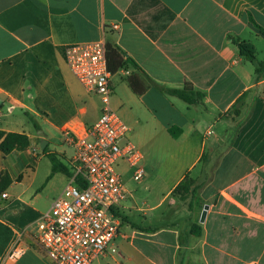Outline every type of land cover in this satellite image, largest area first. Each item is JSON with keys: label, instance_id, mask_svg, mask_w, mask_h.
Returning <instances> with one entry per match:
<instances>
[{"label": "crops", "instance_id": "0c3cea01", "mask_svg": "<svg viewBox=\"0 0 264 264\" xmlns=\"http://www.w3.org/2000/svg\"><path fill=\"white\" fill-rule=\"evenodd\" d=\"M263 30L264 0H0V130L30 138L26 150L0 151V177L12 179L0 197V264H52L35 224L72 174L64 131H82L102 112L64 48L100 40L140 67L113 74L111 106L131 125L146 175L123 176L129 195L115 210L114 251L92 264H264V70L256 75L238 45L264 62ZM130 78L147 86L143 94ZM187 85L203 100L167 93ZM50 156L63 171L42 167ZM187 176L197 191L181 201L174 191ZM19 238L29 249L12 261Z\"/></svg>", "mask_w": 264, "mask_h": 264}, {"label": "built area", "instance_id": "2783aa9c", "mask_svg": "<svg viewBox=\"0 0 264 264\" xmlns=\"http://www.w3.org/2000/svg\"><path fill=\"white\" fill-rule=\"evenodd\" d=\"M64 56L84 89L99 96L102 112L82 131L65 129L66 143L74 149L72 174L63 193L35 224V240L52 264H92L114 251L120 233L115 210L129 192L117 171L118 163L123 161L136 181L143 180L146 171L143 155L134 144L120 146L130 129L111 106L113 73L105 40L67 46ZM28 249L19 238L8 259L19 260Z\"/></svg>", "mask_w": 264, "mask_h": 264}, {"label": "trees", "instance_id": "16d2710c", "mask_svg": "<svg viewBox=\"0 0 264 264\" xmlns=\"http://www.w3.org/2000/svg\"><path fill=\"white\" fill-rule=\"evenodd\" d=\"M264 33V30L262 31ZM241 54L246 57L248 60L256 63V75H259L264 70V62H256L255 51L252 45L244 42L239 44ZM107 57L109 62V69L114 74L118 70L125 68L126 64H131L135 68H140L134 60L124 61L123 57L119 54L118 51L110 49L107 47ZM137 82L133 78L129 79V84L136 94H143L147 89L145 84L142 85V88L138 87ZM167 93L180 98L189 105H195L201 100H203V93L194 90L190 85H187L183 89H167ZM241 102V101H240ZM239 104V102H238ZM30 120L36 125L35 120L30 116ZM37 126V125H36ZM174 133V131H172ZM30 146V138L25 133H14V132H5L0 130V151L4 156L11 154L12 152L19 150L23 151L28 149ZM50 159L53 163V173L63 171V165L58 161L55 156H50ZM12 184V179L8 173H3L0 177V197L2 194L6 193V190ZM195 182L192 178L187 176L184 181H182L174 191V194L187 195L190 192L197 191V187L193 189ZM202 228L200 225L195 224L192 228V234L195 236H201Z\"/></svg>", "mask_w": 264, "mask_h": 264}, {"label": "rangeland", "instance_id": "374dc122", "mask_svg": "<svg viewBox=\"0 0 264 264\" xmlns=\"http://www.w3.org/2000/svg\"><path fill=\"white\" fill-rule=\"evenodd\" d=\"M90 95H92V94H90ZM93 96H96L98 99H99V101H100V104H101V107H102V103H101V100H100V98H99V96H97V95H93ZM112 101V100H111ZM116 112V114L126 123V125L129 127V129L131 128L130 126V124L126 121V119L118 112V111H115ZM127 143H132V144H134L133 143V140L129 137V136H126L125 138H123L122 140H121V142H120V146H124L125 144H127ZM138 149V148H137ZM139 150V149H138ZM40 154L41 155H44L43 154V151H41L40 152ZM47 161V162H46ZM49 161V162H48ZM46 163H50V165H52V173H53V163H52V161L51 160H44L43 162H42V167H45L46 166ZM117 171L119 172V173H121L122 174V176H126V175H130L132 172H131V170H129L128 169V167H127V165L123 162V161H120L119 163H118V165H117ZM60 180H59V182L58 183H56V185H58V188L57 189H59V187L60 186H62L63 184H64V180H63V178H59ZM161 185L162 184H160V182L159 181H156V182H154L153 184H152V186L153 187H155L154 188V190L156 191V192H158L159 191V188L161 187ZM57 189H54V188H52V190H51V192H50V194L49 195H45V196H41L40 197V199H39V203H41V207L40 208H42L41 210H42V212H43V210H44V208H43V205H46L47 204V202H48V200H49V198H51L52 196H53V194H55L56 192H57ZM178 197H179V199L181 200V201H184V200H186V198H185V195H182V194H178ZM45 212H46V210H45ZM29 216V215H28ZM103 264H108V260H106V261H103L102 262Z\"/></svg>", "mask_w": 264, "mask_h": 264}, {"label": "water", "instance_id": "95a60500", "mask_svg": "<svg viewBox=\"0 0 264 264\" xmlns=\"http://www.w3.org/2000/svg\"><path fill=\"white\" fill-rule=\"evenodd\" d=\"M41 134L43 135V133H41ZM46 144H47V142L46 141H43V143H42V148L43 149L46 147ZM207 209H208V206L205 207V211L203 212L202 219H201L202 222H204V218L206 216V210Z\"/></svg>", "mask_w": 264, "mask_h": 264}]
</instances>
